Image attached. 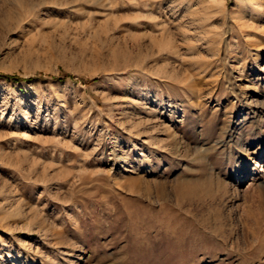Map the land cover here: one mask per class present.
Segmentation results:
<instances>
[{"label":"rangeland","instance_id":"obj_1","mask_svg":"<svg viewBox=\"0 0 264 264\" xmlns=\"http://www.w3.org/2000/svg\"><path fill=\"white\" fill-rule=\"evenodd\" d=\"M0 73V264H264V0H0Z\"/></svg>","mask_w":264,"mask_h":264},{"label":"trees","instance_id":"obj_2","mask_svg":"<svg viewBox=\"0 0 264 264\" xmlns=\"http://www.w3.org/2000/svg\"><path fill=\"white\" fill-rule=\"evenodd\" d=\"M0 76L1 77H4L6 79H15V80H19L20 77L19 76H16V75H10V74H3V73H0ZM69 77H73L72 75L70 74H66V73H63L62 75H59V76H55V78H69Z\"/></svg>","mask_w":264,"mask_h":264},{"label":"bare ground","instance_id":"obj_3","mask_svg":"<svg viewBox=\"0 0 264 264\" xmlns=\"http://www.w3.org/2000/svg\"><path fill=\"white\" fill-rule=\"evenodd\" d=\"M231 137H232V136H231ZM231 139H232V138H231ZM263 140H264V139H263ZM240 144H241V146H242V145H243V142L241 141ZM172 236H173V235H172Z\"/></svg>","mask_w":264,"mask_h":264}]
</instances>
